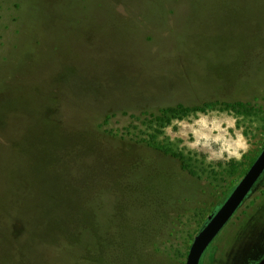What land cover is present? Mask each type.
Returning <instances> with one entry per match:
<instances>
[{
    "label": "rangeland",
    "instance_id": "374dc122",
    "mask_svg": "<svg viewBox=\"0 0 264 264\" xmlns=\"http://www.w3.org/2000/svg\"><path fill=\"white\" fill-rule=\"evenodd\" d=\"M178 105L250 149L159 139ZM263 146L264 0H0V264H185ZM262 260L264 171L198 264Z\"/></svg>",
    "mask_w": 264,
    "mask_h": 264
},
{
    "label": "clouds",
    "instance_id": "9594fccd",
    "mask_svg": "<svg viewBox=\"0 0 264 264\" xmlns=\"http://www.w3.org/2000/svg\"><path fill=\"white\" fill-rule=\"evenodd\" d=\"M239 119L234 113L218 109L195 111L173 117L159 139L167 136L171 143L186 150L185 154L203 157L205 164L226 165L233 159L240 161L250 149L243 128L237 127Z\"/></svg>",
    "mask_w": 264,
    "mask_h": 264
},
{
    "label": "water",
    "instance_id": "95a60500",
    "mask_svg": "<svg viewBox=\"0 0 264 264\" xmlns=\"http://www.w3.org/2000/svg\"><path fill=\"white\" fill-rule=\"evenodd\" d=\"M263 171L264 146L230 194L195 235L188 249L185 264L199 263L201 255L207 246L239 207Z\"/></svg>",
    "mask_w": 264,
    "mask_h": 264
},
{
    "label": "trees",
    "instance_id": "16d2710c",
    "mask_svg": "<svg viewBox=\"0 0 264 264\" xmlns=\"http://www.w3.org/2000/svg\"><path fill=\"white\" fill-rule=\"evenodd\" d=\"M217 102H220L221 104H223L224 107L226 108H231L232 110H235V111H239V107H242L243 104L241 102H236V103H233V104H229L227 102H224V101H218ZM204 111V108H198V107H191V108H183L182 106L178 105L176 106L175 108H168L166 110H164V114H166V112H172V113H176L178 111H181L182 113H186L188 111ZM171 117H174V115L171 114V116H166V120L169 121ZM165 152H168V150H165ZM172 155L173 156H176V157H179L181 158V154H178V153H175V152H172ZM255 158H252L251 161L249 162L248 164V167L251 165V163L254 161ZM245 168V171L248 169ZM259 264H264V260H262Z\"/></svg>",
    "mask_w": 264,
    "mask_h": 264
}]
</instances>
